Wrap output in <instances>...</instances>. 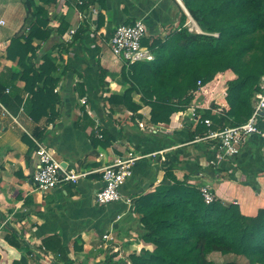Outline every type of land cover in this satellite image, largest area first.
Instances as JSON below:
<instances>
[{
    "label": "crops",
    "instance_id": "0c3cea01",
    "mask_svg": "<svg viewBox=\"0 0 264 264\" xmlns=\"http://www.w3.org/2000/svg\"><path fill=\"white\" fill-rule=\"evenodd\" d=\"M65 1L59 0L55 13L66 16L70 30L82 25L90 29L68 54H63L64 62L58 74L65 66L69 70L57 88L63 99L56 106L57 117L54 121L45 117L35 122L23 108L11 113L0 102V264H57L54 252L46 249L45 242L54 249L61 245L72 264L126 263L133 254L151 248L141 237V223L134 204L127 200L133 202L158 185L169 183L165 162L172 165L178 179L188 178L198 187L209 185L216 198L237 203L245 215L254 216L264 208V142L257 136L250 138L238 158L221 161L216 141L190 140L196 124L189 116L178 119L175 115L170 124L154 125L150 123L149 107H144L139 112L142 117L135 120L127 110L110 114L105 99L112 93H122L125 87L121 80H115L108 91H102L100 67L120 74L124 64L108 54L104 42L109 45V38L121 24L138 20L147 26L146 39L150 42L165 37L168 30L178 27L182 6L176 0H105L102 9L105 24L96 31L98 15L93 14V7L80 11ZM6 3L8 7H17L22 0H6ZM25 13L19 27L7 37L0 35V73L5 68L16 69V63L7 58L6 49L10 40L22 31ZM2 20L6 25L4 17ZM58 24L56 20L51 26L56 28ZM64 39L70 41L69 33ZM108 50L111 51L110 47ZM80 82L86 88L82 98L75 90ZM18 85L23 88L25 83L20 81ZM84 98L85 105L81 103ZM134 98L138 101L140 95L134 94ZM219 105V110L228 107L224 99ZM139 122L145 127L141 128ZM98 129L114 136L109 147L93 146L92 136ZM40 132L39 140L56 152L63 166L93 174L45 195L37 192L33 174L38 159L31 137ZM131 157L136 161L131 178L121 188L124 200L98 204L95 196L104 185L100 170ZM114 247L121 249L120 256L114 253ZM108 258L110 263L106 262Z\"/></svg>",
    "mask_w": 264,
    "mask_h": 264
},
{
    "label": "trees",
    "instance_id": "16d2710c",
    "mask_svg": "<svg viewBox=\"0 0 264 264\" xmlns=\"http://www.w3.org/2000/svg\"><path fill=\"white\" fill-rule=\"evenodd\" d=\"M81 1L66 0L65 4L80 11L97 9L99 31L105 24V0ZM58 2L22 0L25 22L6 49L7 58L17 66L0 73V102L11 113L23 108L35 122L57 117L56 106L63 99L56 90L69 70L65 66L58 74L63 54H68L90 29L82 25L70 41L65 40L70 22L64 14L58 16V26L51 27L49 7ZM184 5L190 17L182 10L177 28L165 37L144 41L155 54V61L124 64L120 74L100 67V87L106 92L111 82L121 80L125 90L105 99L110 114L127 110L135 120L142 117L139 112L144 107H149L154 125L170 124L173 116L181 118L192 103L204 101L197 109L200 117L190 134L192 141L209 131L242 125L251 117L264 76V0H184ZM191 18L199 32L190 30ZM54 39L57 42L51 50L41 52L42 46ZM20 81L25 83L23 88L18 85ZM222 81L227 84L224 100L228 107L219 110L214 104L217 96L212 93ZM75 90L82 98L85 84L77 83ZM134 94L140 95L138 101ZM83 109L88 119L86 107ZM206 120L212 124L207 126ZM41 134L35 138L39 140ZM95 134L93 146L107 148L115 140L103 129ZM31 143L36 147L33 140ZM164 164L170 182L133 200L134 212L140 216L141 237L151 248L133 254L131 264H218L208 260L214 252L242 257L246 264H264V208L248 216L237 203L215 198L207 204L200 187L188 178L178 179L172 165ZM44 246L54 252L57 264H72L61 245L54 249L45 242ZM226 264L239 263L233 260Z\"/></svg>",
    "mask_w": 264,
    "mask_h": 264
},
{
    "label": "built area",
    "instance_id": "2783aa9c",
    "mask_svg": "<svg viewBox=\"0 0 264 264\" xmlns=\"http://www.w3.org/2000/svg\"><path fill=\"white\" fill-rule=\"evenodd\" d=\"M176 1L181 6L184 5V0ZM80 3H82L81 0ZM93 14L97 16L98 10L94 8ZM4 24L5 22L2 20L0 25ZM75 31H69L70 39ZM147 34V26L142 20H138L133 24L125 23L118 26L109 38V47L115 60L126 65L155 61V54L149 46L144 45ZM81 103L85 105L86 98L81 100ZM198 107V105L193 104L186 113L195 124L199 122L200 117L197 113ZM4 112L10 115L5 109ZM205 123L207 126L212 124L210 120H206ZM139 126L144 128L145 124L139 122ZM252 136H258L264 142V76L261 79L260 91L255 97L254 111L247 122L239 126L228 127L221 131H209L204 137H197L196 140L216 141L219 150V160L226 161L238 158ZM99 137L102 138L100 134ZM31 139L36 145L35 154L38 159L36 170L33 174V184L37 192L45 195L61 185L77 184L83 178H87L93 174V172H78L72 168L63 166L62 161L53 149L35 137H31ZM135 161L136 158L132 157L128 160H117L100 170L104 185L95 196L98 204L107 205L124 200L121 188L131 178L133 174L132 165ZM200 191L207 204L215 200L216 196L209 185L201 186ZM127 203L132 204L133 202L132 200H127ZM104 238L114 241L110 236H104Z\"/></svg>",
    "mask_w": 264,
    "mask_h": 264
},
{
    "label": "rangeland",
    "instance_id": "374dc122",
    "mask_svg": "<svg viewBox=\"0 0 264 264\" xmlns=\"http://www.w3.org/2000/svg\"><path fill=\"white\" fill-rule=\"evenodd\" d=\"M0 3H2V7L0 8V18L4 17V19L6 20V25H3V26L0 27V35L4 37V35L6 36V35L10 34L11 31H14L16 26L19 27L23 23V21H24L23 20L24 19V13L26 11H25L24 5L22 3L20 4V6H17V7H15V6L8 7L7 6L8 4L6 3V0H1ZM58 5H59V3L57 4V6ZM57 6H54V9H52L53 7H49L50 16L52 18V23L54 21H56L58 16H59L58 13H55V8ZM51 11L53 12V14H51ZM54 16H56V17H54ZM52 23H51V25H52ZM188 26H189V28H190V30L192 32H194V31H196V32L198 31L199 32L200 31V28L192 20H190ZM168 31L169 32L172 31V28L170 30H168ZM169 32L167 34H169ZM56 42H57L56 39L50 40L49 42H47L46 44H44L42 46L41 52H45V51L51 50V48L53 47V45ZM104 44H105L104 46H107L108 54L112 55V52L108 50L109 49V47H108L109 45L106 42H104ZM39 54H41V53H39ZM226 87H227V84H225V82L222 81L220 83L219 87H216L213 90L212 96L213 95L217 96V98L214 100V104L216 106L217 105L221 106L219 104H221L222 99H225ZM217 99H219V100H217ZM216 101L219 102V103H216ZM197 102H198V104H197L198 106L204 105L203 104L204 101L203 102L197 101ZM218 108H220V107H218ZM217 112L219 113V111H217ZM186 113L187 112L185 111L183 115L184 116L185 115L188 116ZM226 203H228V202H226ZM132 206L134 207V205H132ZM139 220H140V216H139ZM113 251H114V253L119 254L118 256H120V254L122 253V251H121V249L119 247H114ZM208 260H213V261H215L218 264H226V263H228L230 261H233V260H236L239 264H246V260L244 258H242V257H236L234 255H224V254H222L220 252H214V253L210 254L208 256ZM124 263H121V264H124ZM125 264H131L130 260L127 261Z\"/></svg>",
    "mask_w": 264,
    "mask_h": 264
},
{
    "label": "water",
    "instance_id": "95a60500",
    "mask_svg": "<svg viewBox=\"0 0 264 264\" xmlns=\"http://www.w3.org/2000/svg\"><path fill=\"white\" fill-rule=\"evenodd\" d=\"M182 8L185 10L186 14L190 17V14H189L188 10L186 9V7L183 5ZM191 20H192V18H191Z\"/></svg>",
    "mask_w": 264,
    "mask_h": 264
}]
</instances>
